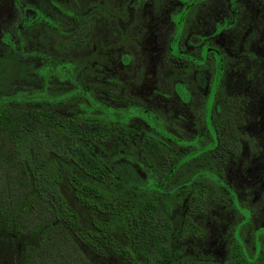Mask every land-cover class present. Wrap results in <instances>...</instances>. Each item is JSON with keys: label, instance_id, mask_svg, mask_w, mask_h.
I'll return each instance as SVG.
<instances>
[{"label": "flooded vegetation", "instance_id": "af4514ba", "mask_svg": "<svg viewBox=\"0 0 264 264\" xmlns=\"http://www.w3.org/2000/svg\"><path fill=\"white\" fill-rule=\"evenodd\" d=\"M0 52L40 69L59 114L161 128L178 177L208 181L223 202L214 222L229 225L215 238H229L227 253L188 254L264 264L250 206L264 195V0H0Z\"/></svg>", "mask_w": 264, "mask_h": 264}, {"label": "trees", "instance_id": "16d2710c", "mask_svg": "<svg viewBox=\"0 0 264 264\" xmlns=\"http://www.w3.org/2000/svg\"><path fill=\"white\" fill-rule=\"evenodd\" d=\"M39 71L0 52V226L31 236L20 264H242L179 253L178 241L204 232L194 215L208 181L189 175L184 185L161 128L118 125L109 111L59 114ZM63 188L87 210V224ZM175 203L184 207L176 223Z\"/></svg>", "mask_w": 264, "mask_h": 264}, {"label": "rangeland", "instance_id": "374dc122", "mask_svg": "<svg viewBox=\"0 0 264 264\" xmlns=\"http://www.w3.org/2000/svg\"><path fill=\"white\" fill-rule=\"evenodd\" d=\"M51 44V43H49ZM235 164V163H233ZM235 167V165L227 166V169L232 170V168ZM234 170V169H233ZM243 171V169H241ZM231 185L233 188L238 189L239 188V180L238 177L234 174V176L231 178ZM252 186H248V189L246 190L245 194L246 196H250L252 193ZM63 191L65 193V196L67 197L69 203L80 213V218L82 223L85 225L87 224L86 219L88 216H86V219L82 212L87 213L86 209L81 207L73 198L72 193L67 191L65 188H63ZM215 190L210 189L208 191V195L206 197V211L202 214H198L195 219L202 225L204 228V235H203V242L195 243L194 240H188L185 242V244L180 241L179 243V253H189L193 251L192 249L194 244H198L200 248H202L205 251L213 252L216 251L220 256L227 253L229 249V238L226 239L223 238L221 241L218 242L216 240V236L218 237L219 234H223L224 231L227 230L228 224L225 221V216H221L222 220L215 224L214 217L218 213L219 210H222L219 205L222 203L219 201V198L214 197ZM250 206L254 207L255 209L259 207V212H256L253 214L252 222L251 224H262L264 226V195L259 194L257 198H255L253 201L250 202ZM183 204L182 203H175L171 210L169 211V216L173 220L174 223H176L180 217L181 212H183ZM232 222V221H231ZM229 223V222H228ZM248 231V230H247ZM114 236L117 237L119 241L125 242V240L114 232ZM31 239V236L29 234L25 235H18L14 236L12 235L8 229L0 226V264H20L21 261V254L19 252V248L23 247L26 241H29ZM188 244H193L191 246H188ZM138 255V254H137ZM139 256V255H138Z\"/></svg>", "mask_w": 264, "mask_h": 264}]
</instances>
